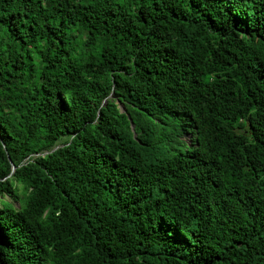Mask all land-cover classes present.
Segmentation results:
<instances>
[{
  "label": "trees",
  "instance_id": "trees-1",
  "mask_svg": "<svg viewBox=\"0 0 264 264\" xmlns=\"http://www.w3.org/2000/svg\"><path fill=\"white\" fill-rule=\"evenodd\" d=\"M0 264H264V0H0Z\"/></svg>",
  "mask_w": 264,
  "mask_h": 264
},
{
  "label": "water",
  "instance_id": "water-1",
  "mask_svg": "<svg viewBox=\"0 0 264 264\" xmlns=\"http://www.w3.org/2000/svg\"><path fill=\"white\" fill-rule=\"evenodd\" d=\"M131 127H132V123H131ZM12 167V172L15 170V167L11 164Z\"/></svg>",
  "mask_w": 264,
  "mask_h": 264
}]
</instances>
